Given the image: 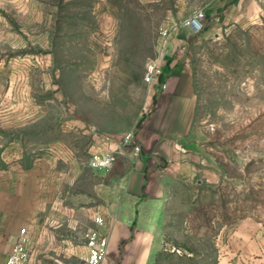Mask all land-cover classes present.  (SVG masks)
<instances>
[{
    "label": "rangeland",
    "instance_id": "obj_1",
    "mask_svg": "<svg viewBox=\"0 0 264 264\" xmlns=\"http://www.w3.org/2000/svg\"><path fill=\"white\" fill-rule=\"evenodd\" d=\"M111 3L115 24L89 0H0V102L19 116L0 128V148H20L23 169L50 155L64 165L67 152L79 161V224L53 217L52 247L36 249L33 264H86L88 209H103L118 168L89 160L123 144L154 103L144 65L178 0ZM186 41L198 148L169 188L158 264H232L241 234L264 240V15Z\"/></svg>",
    "mask_w": 264,
    "mask_h": 264
},
{
    "label": "crops",
    "instance_id": "obj_2",
    "mask_svg": "<svg viewBox=\"0 0 264 264\" xmlns=\"http://www.w3.org/2000/svg\"><path fill=\"white\" fill-rule=\"evenodd\" d=\"M89 1L102 10L103 24H115L111 0ZM202 5L205 20L201 31L179 27L170 32L168 54L160 63L159 80L164 87L152 83L154 103L139 118L131 139L108 146L115 153L111 168H118L109 177L112 185L109 182L102 195L103 209L93 207L87 213L93 224L94 211L100 209L103 214L102 232L108 242L99 264H153L161 246L169 188L195 167V95L191 60L183 55L187 37H210L229 25L256 23L264 15V0H178L177 13L169 14L166 23L170 19L180 22ZM7 99L0 102L2 129L19 126L14 103ZM19 159L20 148H0V264L21 227L27 236V264H33L36 249L52 247L53 217L60 213L70 225L79 224V189L71 187L74 177L79 176V161L67 152L61 160L64 165L58 166L59 159L50 155L34 159L23 169ZM241 235L243 240L237 249L243 256L232 264H264L260 233Z\"/></svg>",
    "mask_w": 264,
    "mask_h": 264
},
{
    "label": "built area",
    "instance_id": "obj_3",
    "mask_svg": "<svg viewBox=\"0 0 264 264\" xmlns=\"http://www.w3.org/2000/svg\"><path fill=\"white\" fill-rule=\"evenodd\" d=\"M205 6L202 5L194 8L191 12L184 17L180 22L170 19V29H163L159 31L158 40L154 54L146 59L144 65L143 81L147 84H156L163 88L164 84L160 83L159 76L161 75L160 63L164 56L168 53L166 46L167 38L170 32L175 31L178 25L189 28L192 32L196 33L203 29L205 20ZM179 26V27H180ZM133 132H128L124 135L123 141L128 142L132 137ZM138 150V146H134ZM114 151H103L98 154H92L89 164L95 169L106 170L108 169L114 159ZM94 227L86 230L84 234L85 246L87 254L86 264H99V262L106 255L107 236L102 232L104 225L103 214L100 209H96L93 213ZM27 236L25 228L21 227L19 234L6 255L3 264H27L28 250H27Z\"/></svg>",
    "mask_w": 264,
    "mask_h": 264
},
{
    "label": "trees",
    "instance_id": "obj_4",
    "mask_svg": "<svg viewBox=\"0 0 264 264\" xmlns=\"http://www.w3.org/2000/svg\"><path fill=\"white\" fill-rule=\"evenodd\" d=\"M163 255V251L162 250H159L157 251V253L155 254V258H154V261H153V264H158L161 257Z\"/></svg>",
    "mask_w": 264,
    "mask_h": 264
}]
</instances>
